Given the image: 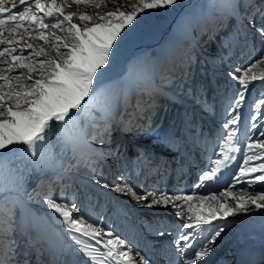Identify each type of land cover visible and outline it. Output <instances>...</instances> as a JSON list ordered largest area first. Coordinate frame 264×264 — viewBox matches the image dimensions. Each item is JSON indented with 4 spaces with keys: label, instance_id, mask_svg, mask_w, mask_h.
<instances>
[{
    "label": "snow or ice",
    "instance_id": "obj_1",
    "mask_svg": "<svg viewBox=\"0 0 264 264\" xmlns=\"http://www.w3.org/2000/svg\"><path fill=\"white\" fill-rule=\"evenodd\" d=\"M9 2L11 7L6 6V0H0V264H32L33 253L38 256L44 253L37 229L45 221L31 213L29 201L33 200L51 210L71 240L65 246L53 233L58 257H66L54 264H156L136 250L131 240L103 226L99 214L92 220L82 213L75 198L68 200L52 194L54 185L60 184L73 167L63 164L69 151L77 165L84 163L90 168L97 185L129 196L142 207L160 206L173 211L181 221L174 241L178 264H206V258L214 253L218 240L227 231L230 217L264 210V92L250 106L246 123L242 111L250 84L257 80L264 82V73L252 71L264 63V51L255 63L228 73L238 87L221 125L222 142L193 191L169 193L155 188L140 191L122 172L118 171L111 183L96 176L92 156L104 153L92 148L91 143L107 144L117 126L130 130L136 118L146 117L151 122L146 113L152 105L137 100L133 113L125 121L126 107L125 112L120 108L130 104L131 97L123 90L99 89L97 82L111 66L120 41L145 20V14L167 11L178 0H136L133 10L128 12L122 10V3L113 0L115 10L97 12L95 17L67 12L69 0H19L22 7H18L16 0ZM70 2L97 9L104 4V0ZM209 7L216 10L221 20L232 17L241 22L248 20L254 37L264 44V0L259 4L255 0H221L219 4L213 0ZM76 19L80 23L74 22ZM57 31L63 35H57ZM201 31H207V27H201ZM243 36L244 46L250 48L247 27ZM177 90L183 91L182 86L178 85ZM194 99L201 103L199 96ZM185 116L186 123L192 124L187 113ZM56 130L59 152L50 142ZM84 147L89 152L88 160L81 159ZM107 155L117 163L121 160L118 150H110ZM142 160L151 169L152 158L142 155ZM255 161L258 163H252ZM233 164L236 171L223 190L206 195L196 193V189L218 181L223 170ZM29 166L45 174L55 173L52 180L37 185L34 194L23 191L24 169ZM237 185L238 191L245 195H236ZM65 187L61 184V192ZM250 190L256 194H249ZM86 198L91 205V197L86 194ZM157 234L163 236L165 232ZM21 244L23 247H19ZM36 264L46 262L38 259Z\"/></svg>",
    "mask_w": 264,
    "mask_h": 264
},
{
    "label": "rangeland",
    "instance_id": "obj_2",
    "mask_svg": "<svg viewBox=\"0 0 264 264\" xmlns=\"http://www.w3.org/2000/svg\"><path fill=\"white\" fill-rule=\"evenodd\" d=\"M185 1L188 0H178V3L167 11H148L145 14V20L136 25L129 36L120 41L111 66L97 82V87L100 88L103 81L118 79L115 91L123 90L126 96L131 97V103L122 105L120 108L121 112H125L126 107L125 121L129 118L128 114L133 113L137 100H144L152 105L146 113V116L151 117V122L146 117L136 118L130 130L116 127L107 144H100L96 141L91 143L92 148L104 153L103 156H92L96 167L95 175L109 183L114 180L119 171L126 176L129 183L143 191L149 187L145 178L148 172L149 178L152 176V180L148 182L149 184L152 182L150 184L152 187L148 190L155 188L169 193L174 191L191 193L194 185L199 182L200 174L207 169L210 158H215L214 153L219 151L217 145L222 142L220 140L221 125L226 119L225 112L230 99L238 87L230 79L228 73L237 67H246L250 63H255L264 51V44L254 37V29H251L248 20L241 22L238 17L221 20L216 10L209 7L213 0H194L180 19V14L177 12L186 9L182 8ZM220 2L221 0H215L217 4ZM255 2L259 4L261 0H255ZM16 3L18 7H22L19 6V0H16ZM118 3H122V10L128 12L133 10L132 5L136 3V0H118ZM69 4L70 6L66 8L67 12L87 13L94 17L97 12L104 14L115 10L113 0H104V4L99 9L92 5L71 4L70 0ZM6 6L11 7L9 0H6ZM176 13L178 15L173 17ZM171 19L173 20L172 28L169 32H165L164 47L162 48L159 44L160 46L157 45L151 51H147L139 58V64L133 71L134 73L126 74L124 65L137 55L134 49L136 41L155 34L149 26L158 25L166 29ZM74 22L80 23L78 19ZM256 23L257 25L260 23L258 18ZM201 27H207V31L202 32ZM246 27L251 39L250 48L244 46L243 33ZM238 33H240L239 36ZM57 35L63 34L57 31ZM151 66H155V69ZM122 67L125 69L123 73H120ZM252 71L258 75L264 73V63L258 64ZM154 74L151 83L146 76L151 77ZM203 80L205 83H202ZM178 85L182 86L183 91L177 90ZM170 88H175L176 91L172 92ZM155 90H157L156 93ZM261 92H264V82L253 81L246 93V104L242 110L245 117L244 123L247 122L246 118L250 114V106L260 97ZM162 93H166L171 101H168ZM197 96L201 99L200 104L195 102L194 98ZM186 113L191 118L192 124L186 123ZM136 125H143V127L138 129ZM244 131L242 124L240 132L242 141ZM57 135L58 130L53 132L50 142L56 146L55 151L59 152L60 145L57 144ZM110 150H118L121 156L119 163L112 156L107 155ZM142 155L152 158L154 163L151 169L147 161L142 160ZM237 156L239 159V154ZM138 157L141 159L138 160ZM88 158V149L84 147L81 159L88 160ZM252 163H258V161ZM63 164L65 167L69 164L73 167L60 184L54 185L52 194L55 197L63 195L68 200L75 198L83 214L91 217L92 220H96L99 214L103 220V226L110 227L122 238L131 240L138 251L144 245L152 248L154 245L161 247L163 241H170L174 246L177 225L181 221L172 210L162 211L163 207L160 206L142 207L129 196L97 185L90 168L84 163L77 165L71 151L64 158ZM156 165L159 167L157 168ZM234 171H236L235 164L231 168L224 169L218 181L205 188L196 189V193L206 195L223 190L228 186ZM24 172L23 191L32 194L37 185L46 184L55 175L51 171L45 174L33 170L30 166L26 167ZM61 184L66 185L63 192H61ZM239 187L237 185L236 195H245L238 191ZM184 188L187 191H182ZM86 194L91 197V205ZM249 194L255 195L256 193L250 190ZM29 209L33 215L37 216L36 213H38L37 217L45 221V224L37 229L38 239L45 251L39 256L33 253L32 264H36L38 259L45 261L46 264L48 262L54 264L56 258L58 259L55 236L60 238L63 235L66 236L64 233L66 228L55 219L51 210L36 200L29 201ZM262 215H264V210H255L230 217L231 223L222 238L218 240L214 253L206 258L207 263H214V260L210 261V259L221 245L234 240L236 236L238 239L234 247L238 248L239 241H243L240 238L244 235L249 237L247 232L244 235L241 234L252 222L254 223L253 216ZM139 224L142 225L140 228ZM127 227L135 230L137 234ZM159 231H164L165 235H158ZM259 241L261 240H256L257 243ZM231 247L232 245H229L227 249ZM142 255L147 256L146 253ZM151 259L154 257L151 256Z\"/></svg>",
    "mask_w": 264,
    "mask_h": 264
},
{
    "label": "bare ground",
    "instance_id": "obj_3",
    "mask_svg": "<svg viewBox=\"0 0 264 264\" xmlns=\"http://www.w3.org/2000/svg\"><path fill=\"white\" fill-rule=\"evenodd\" d=\"M193 2H194V0H188L187 2L185 1L183 3L182 8H186V9L184 11L181 10L180 12H177L178 14H180L179 18L180 17L182 18L185 15V12L187 11V8H188L189 4L190 3L192 4ZM177 13L173 17L177 16L178 15ZM169 21H170V23L167 25L166 29L164 27H160L158 25L149 26V27H151V30L155 34L152 35L151 37L147 36L148 38L144 37L143 39H140V40L136 41L134 49H136L135 52H136L137 55L135 57H133L131 59V61L127 62L124 65V67L126 68V72H127L126 74H131V73L133 74L134 73L133 71L137 69V65L139 64V62H138L139 58L142 57L145 53H147V51H151L153 48H155V46H157L159 44L162 45L161 46L162 48L164 47L163 44L166 42V34H165V32H169L170 29L172 28L171 27V23L173 22V20L171 19ZM130 48H132V47H130ZM132 51H133V49H132ZM151 67H153V66H151ZM125 68L122 67L123 70L120 69V73H123ZM153 69H155V66L153 67ZM154 76H155V74L152 75L151 77H147L146 76V79H149V81L152 83V78ZM117 83H118V79H113L112 81L111 80H109V81L106 80L105 82L103 81V84H102V86L99 89L109 88V89L115 91L116 86H118ZM157 90H158V88H157ZM157 90H155V93H156ZM170 90L172 92L176 91L175 88H170ZM151 180H152V177L150 176V181ZM166 210L168 211L169 209H165V208L162 209V211H166ZM36 215L39 216L38 213H36ZM42 217H43V215H42ZM253 218H255V221H254V223L252 222V224H250L248 226L246 232L249 234V238H254L253 235L256 234V236H258L257 240H261V241L258 242L259 246L260 247H264V215L259 216V217L253 216ZM52 219H53V217H52ZM64 233L66 234V232H64ZM237 239H238V237L235 238V241ZM254 241H256V239H254ZM61 242H63L65 244V246H66L68 244V242L71 243L70 237H68L67 234H66V236L65 235L61 236ZM229 245H232V244H229ZM229 245L228 244L225 245V249L226 250H230V249H227V247ZM227 253L231 254L233 252L229 251ZM207 262L208 261H206V264H209ZM210 264H214V263L212 262Z\"/></svg>",
    "mask_w": 264,
    "mask_h": 264
},
{
    "label": "trees",
    "instance_id": "obj_4",
    "mask_svg": "<svg viewBox=\"0 0 264 264\" xmlns=\"http://www.w3.org/2000/svg\"><path fill=\"white\" fill-rule=\"evenodd\" d=\"M198 81H199V80H198ZM202 83H205V82H204V80H203V82H202Z\"/></svg>",
    "mask_w": 264,
    "mask_h": 264
}]
</instances>
